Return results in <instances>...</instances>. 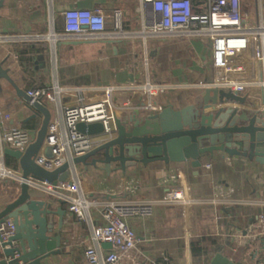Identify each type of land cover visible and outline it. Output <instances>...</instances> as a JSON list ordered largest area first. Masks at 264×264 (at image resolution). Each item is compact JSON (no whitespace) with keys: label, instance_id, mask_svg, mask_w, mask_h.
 Masks as SVG:
<instances>
[{"label":"crops","instance_id":"1","mask_svg":"<svg viewBox=\"0 0 264 264\" xmlns=\"http://www.w3.org/2000/svg\"><path fill=\"white\" fill-rule=\"evenodd\" d=\"M203 2L194 0L193 4L192 0L194 9L201 10ZM13 7L17 10L11 14ZM115 8L123 11L121 31L114 30L110 22ZM96 9L103 11L102 29L87 15ZM152 13L151 5L141 0H7L0 20V45L6 49L0 46V59L6 57L7 50L11 52L20 72L18 76L13 70L11 76L24 90L53 84L113 87L114 104L128 105L116 112V134H123L148 115L167 108L185 114L183 106L210 80L207 39L187 33H152ZM161 52L165 56L159 59ZM0 83V116L12 114L7 126L35 130L40 113L19 98L5 80ZM145 85L150 86L149 91ZM15 97V104L3 110ZM148 102L151 107L143 108ZM43 104L51 110L52 118L59 117L54 102L44 100ZM255 105L248 100L247 105L233 108L240 114H255ZM2 134L0 124V200H7L17 195L19 187L16 182L3 183V176L12 175L2 171L5 151L10 148L1 141ZM104 138L96 137L98 142ZM223 156L218 152L203 155L181 166L153 163L126 175L102 168L86 169L81 176L66 172L65 177L78 182L79 192L51 194L53 205L65 211L63 229L55 232L62 236L61 253L41 264H85L84 250L94 244L92 229L101 223V204L107 195L154 204L151 217L128 219L138 241L119 264H157L161 256L170 258L172 264H210L218 253L235 264H264V242L259 243L258 252L248 255L258 215L264 214V160L237 157L229 162V157ZM193 163L198 164L191 166ZM178 186H185L196 199L214 201L195 202L188 214L180 204L155 202L163 189ZM8 191L14 194L8 195ZM81 196L96 201L85 220L69 209ZM55 219L58 221V216ZM107 249L100 247L103 253Z\"/></svg>","mask_w":264,"mask_h":264},{"label":"built area","instance_id":"2","mask_svg":"<svg viewBox=\"0 0 264 264\" xmlns=\"http://www.w3.org/2000/svg\"><path fill=\"white\" fill-rule=\"evenodd\" d=\"M141 1L143 4H150L153 10L152 33H187L191 36L205 37L210 50V80L206 86L224 88L243 96L247 99L245 105L248 104V100L256 102L253 109L264 120V18L260 14L261 6L258 0H204L199 11H194L192 0ZM87 15L90 16V20L98 22L97 29L103 28L104 17L101 9ZM110 22L114 30H122V9L115 8L112 11ZM236 52L239 53L238 57L234 55ZM164 56V52L157 54L159 59ZM145 89L149 91L150 86L145 85ZM113 91L114 88L111 86L63 87L58 84L26 88L30 105L36 101L43 103L44 100H50L55 103L59 112V117H51L42 148L35 159L36 163L47 170H53L74 156L90 151L101 142H98L96 137L79 132L76 127L79 122H101L106 137L116 135L118 130L116 112L128 108V105L126 103L123 106L115 105ZM234 106L236 105L209 106L208 111H225L230 110L228 107L234 109ZM142 107L150 108L151 104L148 102ZM11 119L10 112H3L0 116L3 128L1 141L12 149L23 150L32 142L36 129L9 127L7 122ZM47 146L52 147L54 154L52 158H47L43 153ZM236 158L229 157V162ZM255 158L264 160V153ZM196 164L198 163L191 166ZM2 169L6 171L4 167ZM6 176H3V179ZM45 189L52 194L57 191L79 192V184L65 180L46 185ZM210 201L214 200L196 199L185 186H178L163 189L155 202L180 204L188 214L195 202ZM95 203V200L88 201L81 196L73 200L69 209L76 213L78 218L85 220L89 217L88 208ZM153 213L152 201H136L129 196L120 200L107 195L101 204V223L94 225L92 229L91 238L94 244L84 250L85 264H119L121 259L135 248L138 241L128 219L151 217ZM14 229L11 219L0 224L2 240L6 241L14 233ZM251 236L249 256L258 252L259 243L264 242L263 213L258 215V226ZM104 243H110L112 248L103 253L100 247Z\"/></svg>","mask_w":264,"mask_h":264},{"label":"water","instance_id":"3","mask_svg":"<svg viewBox=\"0 0 264 264\" xmlns=\"http://www.w3.org/2000/svg\"><path fill=\"white\" fill-rule=\"evenodd\" d=\"M6 3L7 0H0V20ZM234 55L238 57L239 53ZM18 68L7 50L6 57L0 59V80H5L19 98L30 102L25 90L11 76L13 70L20 75ZM16 100L15 97L6 102L3 110L12 107ZM246 103L245 97L229 90L206 86L183 106L187 111L185 114L173 108L150 114L132 130L108 136L90 151L47 170L35 159L42 148L52 114L46 104L33 102L31 106L40 113L41 119L32 142L23 150L7 149V158L2 160L4 169L12 175L5 177L3 183L16 182L19 191L14 198L0 200V224L11 219L15 228L6 241L0 237V264H41L46 258L61 253L62 236L55 232L63 229L65 211L53 205L55 200L45 186L69 181L70 178L64 176L66 172H77L81 176L86 169L102 168L104 172L118 171L119 175H126L138 166L198 161L201 156H212L216 152L230 158L252 160L258 157L264 151V120L258 113L240 114L235 108L208 111L209 106ZM76 127L88 136L105 135L101 122H79ZM43 153L47 158L54 156L51 146L45 147ZM7 194L12 196L14 193L8 191ZM102 246L112 248L110 243ZM210 264L235 263L218 253Z\"/></svg>","mask_w":264,"mask_h":264},{"label":"trees","instance_id":"4","mask_svg":"<svg viewBox=\"0 0 264 264\" xmlns=\"http://www.w3.org/2000/svg\"><path fill=\"white\" fill-rule=\"evenodd\" d=\"M193 4H194V0H193ZM194 11H196V10L194 9ZM239 252L241 253V255H243V251H239ZM236 255H239V254H236ZM166 258H167V260L165 261V256L159 257L157 259V264H172L170 258L169 259H168V257H166Z\"/></svg>","mask_w":264,"mask_h":264},{"label":"rangeland","instance_id":"5","mask_svg":"<svg viewBox=\"0 0 264 264\" xmlns=\"http://www.w3.org/2000/svg\"><path fill=\"white\" fill-rule=\"evenodd\" d=\"M260 14L262 15V17L264 18V0H260ZM17 9L16 8H10L11 14L14 13Z\"/></svg>","mask_w":264,"mask_h":264}]
</instances>
